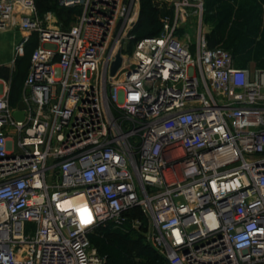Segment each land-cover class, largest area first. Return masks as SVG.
Listing matches in <instances>:
<instances>
[{"label":"built area","instance_id":"obj_1","mask_svg":"<svg viewBox=\"0 0 264 264\" xmlns=\"http://www.w3.org/2000/svg\"><path fill=\"white\" fill-rule=\"evenodd\" d=\"M56 2L69 27L0 0L13 63L39 43L15 106L0 79V264H107L90 230L140 229L134 213L166 264H264V69L208 46L202 0H175L130 55L133 0Z\"/></svg>","mask_w":264,"mask_h":264},{"label":"rangeland","instance_id":"obj_2","mask_svg":"<svg viewBox=\"0 0 264 264\" xmlns=\"http://www.w3.org/2000/svg\"><path fill=\"white\" fill-rule=\"evenodd\" d=\"M126 2L128 0H125ZM175 0H133L132 25L127 29L124 42V53L130 55L133 50L134 39L138 36L161 31L165 18L173 16V2ZM203 1V30L209 34L218 28L222 35L221 48L227 49L234 57L237 68L264 69V0H202ZM37 14L43 18L49 11L59 13L58 23L62 27H69L77 15L76 9L58 7L56 0H35ZM41 4V5H39ZM149 8L147 22L139 23L141 8ZM61 18V19H60ZM146 18V17H145ZM187 24L181 27L179 33L190 32L193 36L194 19L185 18ZM26 47L23 56L16 58L17 62L11 64L14 52H8L13 44L20 42V33L9 31L0 33V64L6 66L0 69V79L5 81L10 94L17 100L21 96L23 82L27 76L29 61L39 45L35 35ZM235 56H234V54ZM2 89V87H0ZM132 216L142 223L140 229L132 224L120 227L107 225L94 227L90 230L89 240L91 246L101 256L106 257L107 264H162L161 260L148 251L146 242L145 219L139 213ZM121 238L125 240L120 241ZM137 241L139 246L132 250L131 242ZM150 247V246H149ZM150 262V263H149Z\"/></svg>","mask_w":264,"mask_h":264},{"label":"trees","instance_id":"obj_3","mask_svg":"<svg viewBox=\"0 0 264 264\" xmlns=\"http://www.w3.org/2000/svg\"><path fill=\"white\" fill-rule=\"evenodd\" d=\"M56 4H57V2H56ZM39 5H41V4H39ZM58 6V5H57ZM150 11L151 10H149V8H144V6L141 8V11H140V17H139V23H141L142 21L144 22H147V19H149V18H147V16H149V13H150ZM56 15H57V17L59 18V13H57V11H53ZM146 17V18H145ZM61 19V18H60ZM148 24L150 23V21H148L147 22ZM159 32L160 31H158V32H155V33H151V34H145V35H141V36H138L136 39H139V38H142V37H147V36H155V35H157V34H159ZM206 38H207V43H208V46L210 47V48H214V47H220V45H222V43H223V40H222V35H221V33H220V30L218 29V28H214L209 34H207L206 35ZM31 41V40H30ZM30 42H28L25 46H24V53L27 51L26 50V47L28 46V44H29ZM223 49H225V48H223ZM225 50H227V49H225ZM228 51V50H227ZM234 54V53H233ZM236 54V53H235ZM235 54H234V56H235ZM232 55V54H231ZM232 58H233V61H234V57H233V55H232ZM17 62V60H15V63ZM235 62V61H234ZM235 65V64H234ZM13 97V96H12ZM20 100V98H18L17 100L15 99V97H13V101H14V103L16 102V101H19ZM12 105H14L15 106V104H12ZM125 239L124 238H121V240L120 241H124ZM127 243H129L127 240H125ZM131 246H132V250L134 249V248H138V246H139V244H138V242L137 241H135V242H131ZM148 248V251L152 254V255H154L155 257H157V258H159L160 260H161V262H162V264H166L164 261H163V259L162 258H160L157 254H156V252L154 251V250H152V248L151 247H147ZM150 263V262H149ZM148 264V263H147Z\"/></svg>","mask_w":264,"mask_h":264},{"label":"water","instance_id":"obj_4","mask_svg":"<svg viewBox=\"0 0 264 264\" xmlns=\"http://www.w3.org/2000/svg\"><path fill=\"white\" fill-rule=\"evenodd\" d=\"M121 62L122 61H121L120 54L117 53L115 56V60L112 63L111 68H110V76L111 77H113L116 74V72L118 71V69L121 67ZM18 109H19V111L14 112L13 116H14L15 120L21 121L23 119V112H22L23 104L21 102L18 105Z\"/></svg>","mask_w":264,"mask_h":264},{"label":"crops","instance_id":"obj_5","mask_svg":"<svg viewBox=\"0 0 264 264\" xmlns=\"http://www.w3.org/2000/svg\"><path fill=\"white\" fill-rule=\"evenodd\" d=\"M23 37V35L20 33V40H21V38ZM17 44H13V48L11 47L10 49H8V52H14V49H15V46H16ZM30 52H35V49H32V51H30ZM31 61H32V59L29 61V66H30V63H31ZM13 63V59L11 60V64ZM29 66H28V69H29ZM5 69L6 70V66H4V65H1L0 64V69ZM27 73H28V71H27ZM1 87V86H0ZM8 100H9V103L12 105V104H18V102L19 101H16L15 103H14V101H13V97H12V95L10 94V92L8 93ZM12 106H14V105H12Z\"/></svg>","mask_w":264,"mask_h":264},{"label":"bare ground","instance_id":"obj_6","mask_svg":"<svg viewBox=\"0 0 264 264\" xmlns=\"http://www.w3.org/2000/svg\"><path fill=\"white\" fill-rule=\"evenodd\" d=\"M81 204H83V202H81V197L80 196H76V197H73V198L69 199L67 202H65L64 205H66V206H76V205H81ZM82 207H80V208H82ZM87 220H89V219L87 218Z\"/></svg>","mask_w":264,"mask_h":264}]
</instances>
